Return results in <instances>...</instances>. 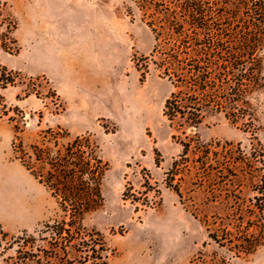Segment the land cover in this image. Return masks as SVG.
<instances>
[{
  "label": "rangeland",
  "instance_id": "1",
  "mask_svg": "<svg viewBox=\"0 0 264 264\" xmlns=\"http://www.w3.org/2000/svg\"><path fill=\"white\" fill-rule=\"evenodd\" d=\"M137 1L0 0V66L14 81L0 90V264H36L23 263V235L62 219L45 181L71 145L107 164L86 226L105 235L109 264H264V87L248 95L256 130L219 113L194 131L170 122L173 93L202 97L191 74L175 88L156 66L185 36L157 43L153 28L167 9L185 21V0ZM216 6L205 1L212 29L198 36L227 51L244 29ZM202 145L214 146L206 166Z\"/></svg>",
  "mask_w": 264,
  "mask_h": 264
},
{
  "label": "trees",
  "instance_id": "2",
  "mask_svg": "<svg viewBox=\"0 0 264 264\" xmlns=\"http://www.w3.org/2000/svg\"><path fill=\"white\" fill-rule=\"evenodd\" d=\"M130 1L138 3L137 0ZM141 1L139 4L157 7L154 0ZM172 1L174 4L181 0ZM205 1H217L214 12L220 16L228 15L229 26L244 29L235 48L226 51L220 45L207 47L198 36L200 32L212 29L206 19ZM179 5L185 21L177 22V13L167 9L164 23L153 28V33L157 43L164 36L171 40L185 37L166 50L156 66L175 88L184 86L181 76L191 74L197 79L196 88L202 92V97L194 95L189 100L173 93L166 101V117L170 122L180 119L198 129L207 114L219 113L235 124L247 121V125L256 130L257 120L248 95L264 87V0H185ZM188 28L196 37L186 36ZM217 31L222 32V28ZM11 77L8 70L0 66V90L14 85ZM212 147L201 146L209 158L208 162H202L203 166L211 162L210 154L215 156L214 152H209ZM74 149L76 147L71 145L64 153L58 152L45 181L63 217L45 223L37 236L23 235V263L109 264L105 235L95 227L86 226L87 217L103 207L102 179L107 164L104 165L93 151L90 160L85 161L84 153L78 156ZM190 149V144L184 145V153ZM245 253L249 254L251 250Z\"/></svg>",
  "mask_w": 264,
  "mask_h": 264
},
{
  "label": "water",
  "instance_id": "3",
  "mask_svg": "<svg viewBox=\"0 0 264 264\" xmlns=\"http://www.w3.org/2000/svg\"><path fill=\"white\" fill-rule=\"evenodd\" d=\"M192 131H194V129H191Z\"/></svg>",
  "mask_w": 264,
  "mask_h": 264
}]
</instances>
